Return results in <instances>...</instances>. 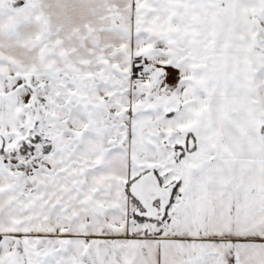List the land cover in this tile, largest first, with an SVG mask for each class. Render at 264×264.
Here are the masks:
<instances>
[{"label":"snow or ice","instance_id":"obj_1","mask_svg":"<svg viewBox=\"0 0 264 264\" xmlns=\"http://www.w3.org/2000/svg\"><path fill=\"white\" fill-rule=\"evenodd\" d=\"M0 264H264V0H0Z\"/></svg>","mask_w":264,"mask_h":264}]
</instances>
